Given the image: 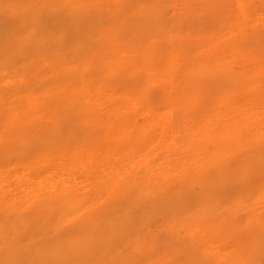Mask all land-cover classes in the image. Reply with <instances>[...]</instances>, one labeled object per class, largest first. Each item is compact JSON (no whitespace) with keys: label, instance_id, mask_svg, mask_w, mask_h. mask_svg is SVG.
I'll return each mask as SVG.
<instances>
[{"label":"bare ground","instance_id":"bare-ground-1","mask_svg":"<svg viewBox=\"0 0 264 264\" xmlns=\"http://www.w3.org/2000/svg\"><path fill=\"white\" fill-rule=\"evenodd\" d=\"M0 264H264V0H0Z\"/></svg>","mask_w":264,"mask_h":264}]
</instances>
